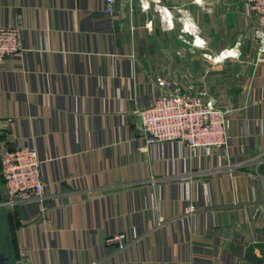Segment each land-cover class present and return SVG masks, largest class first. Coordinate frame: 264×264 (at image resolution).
<instances>
[{
    "label": "crops",
    "instance_id": "obj_1",
    "mask_svg": "<svg viewBox=\"0 0 264 264\" xmlns=\"http://www.w3.org/2000/svg\"><path fill=\"white\" fill-rule=\"evenodd\" d=\"M148 6L0 0V26L24 25L23 54L0 72V149L33 143L46 183L42 203L0 209L11 264H264L257 22L244 0ZM158 76L231 108L227 150L146 145L134 112ZM118 233L136 238L122 252Z\"/></svg>",
    "mask_w": 264,
    "mask_h": 264
},
{
    "label": "built area",
    "instance_id": "obj_2",
    "mask_svg": "<svg viewBox=\"0 0 264 264\" xmlns=\"http://www.w3.org/2000/svg\"><path fill=\"white\" fill-rule=\"evenodd\" d=\"M116 1L105 0L106 12L111 16L115 13ZM125 1L131 4L135 0ZM151 1L139 0L143 10ZM244 1L247 16L256 20L257 33L264 39V0ZM129 10L134 12L132 6ZM23 32L22 20L15 26H0V72L9 60L23 54ZM155 85L157 98L147 108L134 112L140 120L142 138L147 146L174 142L191 150L194 156L229 148L231 110L219 108L207 93L199 92L193 86L184 89L171 78L158 76ZM42 165L33 143L0 149V178L6 208L15 209L23 203H42L45 200ZM193 212V205L185 209V213ZM135 240L129 239L125 233H118L110 237L108 243L117 244V252H122Z\"/></svg>",
    "mask_w": 264,
    "mask_h": 264
},
{
    "label": "water",
    "instance_id": "obj_3",
    "mask_svg": "<svg viewBox=\"0 0 264 264\" xmlns=\"http://www.w3.org/2000/svg\"><path fill=\"white\" fill-rule=\"evenodd\" d=\"M0 209L6 210V202L4 198V194L2 191V184H1V178H0ZM6 245L0 246V264H11V245L9 242L8 236L6 237Z\"/></svg>",
    "mask_w": 264,
    "mask_h": 264
},
{
    "label": "rangeland",
    "instance_id": "obj_4",
    "mask_svg": "<svg viewBox=\"0 0 264 264\" xmlns=\"http://www.w3.org/2000/svg\"><path fill=\"white\" fill-rule=\"evenodd\" d=\"M208 92H209V91H208ZM217 106H218L219 108H221V109L231 110L230 107H228V106H223V105H220V104H218V103H217Z\"/></svg>",
    "mask_w": 264,
    "mask_h": 264
}]
</instances>
